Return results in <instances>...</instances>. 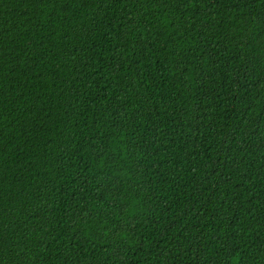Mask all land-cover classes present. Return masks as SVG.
Segmentation results:
<instances>
[{
	"label": "trees",
	"instance_id": "16d2710c",
	"mask_svg": "<svg viewBox=\"0 0 264 264\" xmlns=\"http://www.w3.org/2000/svg\"><path fill=\"white\" fill-rule=\"evenodd\" d=\"M0 264H264V0H0Z\"/></svg>",
	"mask_w": 264,
	"mask_h": 264
}]
</instances>
